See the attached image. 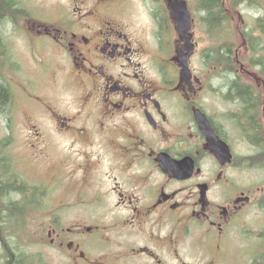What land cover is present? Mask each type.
Instances as JSON below:
<instances>
[{
    "label": "flooded vegetation",
    "instance_id": "1",
    "mask_svg": "<svg viewBox=\"0 0 264 264\" xmlns=\"http://www.w3.org/2000/svg\"><path fill=\"white\" fill-rule=\"evenodd\" d=\"M16 2L8 24L47 43L46 67L76 86L75 103L33 102L42 132L75 139L76 156L27 184L11 237L26 246L12 252L29 264H264V79L251 48L242 59L222 42L246 40L226 3L255 2L140 0L141 20L129 0H66L40 18ZM182 5L185 30L171 16ZM8 54L2 38L0 71Z\"/></svg>",
    "mask_w": 264,
    "mask_h": 264
},
{
    "label": "rangeland",
    "instance_id": "2",
    "mask_svg": "<svg viewBox=\"0 0 264 264\" xmlns=\"http://www.w3.org/2000/svg\"><path fill=\"white\" fill-rule=\"evenodd\" d=\"M16 1L35 18L52 17L62 6L66 5V0ZM253 1L255 3L251 6L242 2L237 7H233L232 4L226 3L228 11L225 12L224 17L240 23L243 37L246 40L242 41L240 38L233 37L231 33V37L226 36L222 42L229 47L239 46L242 59H248L243 49H250L251 43L254 45L258 42L259 44L254 47V54L250 55V61L252 58L258 62L260 58L264 61V38L259 37V32L255 27L257 19L264 17V0ZM129 2L133 4V6L130 4V15L135 20H141L143 14L140 0H129ZM6 22L0 23V33L9 50L11 65L1 69L0 82L7 86L15 103L11 105L10 111L7 110L5 114L0 115V140L8 143L7 155L12 161V171L21 182L32 186L35 182L34 178L43 179L47 176L48 170L57 163L67 162V165H71L76 156L75 139L62 135L57 136L52 132H42V126L37 122V117L42 116V111L34 106V99H52L62 106L72 104L76 102V86L60 67H46L53 62L54 56V52L47 43L37 41L26 24H21L14 30L8 24L9 20ZM232 27L235 26L232 25ZM228 28L231 29L229 25L225 26L226 31ZM222 42L208 40L205 45L213 49L220 46ZM255 70L258 73L257 68ZM5 118H10V121L4 120ZM35 133L40 135L41 141L37 144L39 146L33 155L30 143L31 136ZM10 198L18 199L13 195ZM20 240L24 243L16 244L10 238L8 245L10 248L14 246L24 250L27 239L22 237ZM0 256H2L1 247Z\"/></svg>",
    "mask_w": 264,
    "mask_h": 264
},
{
    "label": "trees",
    "instance_id": "3",
    "mask_svg": "<svg viewBox=\"0 0 264 264\" xmlns=\"http://www.w3.org/2000/svg\"><path fill=\"white\" fill-rule=\"evenodd\" d=\"M204 1V0H203ZM211 1V0H206ZM23 11L18 8L16 0H0V23H5L15 14H21ZM264 32V24H261ZM0 33V40L2 39ZM259 43H251V49L254 52ZM257 53V52H256ZM261 61V62H260ZM257 64L260 66L258 74L264 79V61L259 59ZM7 88L0 85V107H4L7 99ZM0 140V247L2 249V256H0V264H10V259L13 257L15 264H29L25 260L24 255L18 251L13 253L14 248L8 245L9 239L14 234L16 228V237L19 238L24 231L23 221H21V210L25 208V194L32 188L29 185L21 182V180L12 171V161L7 155L8 143ZM7 193H16L21 195V199L15 202L9 200ZM4 200V201H3ZM6 200V201H5ZM16 223V225H15ZM15 225V226H14Z\"/></svg>",
    "mask_w": 264,
    "mask_h": 264
},
{
    "label": "water",
    "instance_id": "4",
    "mask_svg": "<svg viewBox=\"0 0 264 264\" xmlns=\"http://www.w3.org/2000/svg\"><path fill=\"white\" fill-rule=\"evenodd\" d=\"M186 15V11H185V6L182 5L181 9L178 8H172L171 9V16H172V19L175 21V23H178V28L179 30L180 29H183L185 30V21H187V17L185 16ZM180 35H183V33L180 31ZM201 117V120H202V123L204 124V126L208 127V124L206 122V120L204 119V117L202 115H200Z\"/></svg>",
    "mask_w": 264,
    "mask_h": 264
}]
</instances>
